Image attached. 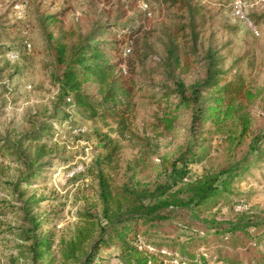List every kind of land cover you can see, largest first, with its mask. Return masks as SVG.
Segmentation results:
<instances>
[{"label": "rangeland", "instance_id": "obj_1", "mask_svg": "<svg viewBox=\"0 0 264 264\" xmlns=\"http://www.w3.org/2000/svg\"><path fill=\"white\" fill-rule=\"evenodd\" d=\"M128 1L114 0L112 8L104 0H0V144L17 143L21 135L46 125L52 127V143L58 146L54 167H44L43 177L28 182L19 183L23 167L0 154V259L4 263L20 242L18 234L31 227L25 218L52 219L53 226L46 225L44 233L53 229L57 237L71 231L79 222L78 213L95 207L100 211L101 174L109 177L114 190L127 185L150 199L170 183L171 164L178 162L179 169L178 159L189 147L190 181L177 184L171 195L182 199L196 186V178L235 167L242 173L232 184V202L203 217L264 220V0H189L184 11L168 9L163 0H140L130 10ZM236 2L258 27L259 36L233 15ZM120 11H128L123 21L141 14L146 17L147 33L139 53L129 42L120 52L117 75L124 89H133L132 130L127 138H119L118 153L110 155L101 137L116 134L69 107L71 96L64 92L56 51L60 44L71 45L78 35L102 27ZM55 14L56 18L50 17ZM129 57L136 59L133 74ZM209 58H214L219 71H228L222 84L240 77L248 97L225 118L192 126L191 109H175L179 97L172 96L167 103L164 95L176 89L178 81L190 85L205 78ZM209 95L213 92L205 97ZM167 113L174 118L175 128L160 136L156 117ZM97 264H115L113 251L104 253Z\"/></svg>", "mask_w": 264, "mask_h": 264}, {"label": "trees", "instance_id": "obj_2", "mask_svg": "<svg viewBox=\"0 0 264 264\" xmlns=\"http://www.w3.org/2000/svg\"><path fill=\"white\" fill-rule=\"evenodd\" d=\"M104 1L114 8V0ZM139 1H128L129 9H136ZM163 3L168 9L184 11L190 1L163 0ZM127 16L128 11H120L102 27L78 35L71 45L60 44L56 51L64 92L71 96L69 107L75 108L88 121H101L116 134V137L108 134L101 137L103 146L110 147V155L118 153L119 138H127L132 130L129 100L133 89H124L117 75L120 52L129 42L134 53H139L141 38L147 33L146 17L141 14L123 21ZM50 17L56 18L57 14ZM206 66L205 78L190 85L178 81L177 88L164 95L167 103L172 96L179 97L175 109H191L192 126L196 122H217L225 118L248 97L240 77L222 84L221 79L229 75L228 71H219L214 58H209ZM135 67L136 59L131 57L132 74ZM91 88L96 90L91 92ZM207 92L213 95L205 97ZM156 118L160 136L173 132L175 120L170 113ZM51 128L38 125L31 134L21 135L17 143L0 144V154L10 156L23 167L19 183L43 177L44 167H54L52 161L58 146L52 143ZM189 149L178 159L181 161L179 169L178 162L171 164L173 178L170 183L161 186L147 201L127 185L114 190L109 177L101 174L100 211H94L95 207L78 213L79 222L71 231L57 237L53 229L44 233L46 225L53 226L52 219L25 218L31 227L18 234L20 242L15 243L7 262L0 259V264H97L108 251H113L115 264H264V220L234 222L203 217L217 206L232 202V184L241 170L223 168L196 178V186L182 199L171 195V189L177 184L190 181Z\"/></svg>", "mask_w": 264, "mask_h": 264}, {"label": "built area", "instance_id": "obj_3", "mask_svg": "<svg viewBox=\"0 0 264 264\" xmlns=\"http://www.w3.org/2000/svg\"><path fill=\"white\" fill-rule=\"evenodd\" d=\"M233 15L240 19L244 24H246L249 29L252 31V33L256 36L260 35V31L258 27L255 25V23L248 17V15L244 12V9L240 2H236L233 6ZM27 46L30 48L31 44H27ZM126 52H130V49H127ZM15 55V54H14ZM17 54L15 55V57Z\"/></svg>", "mask_w": 264, "mask_h": 264}]
</instances>
